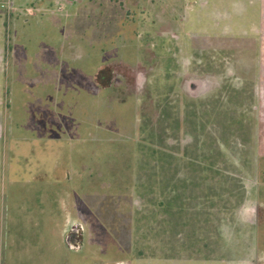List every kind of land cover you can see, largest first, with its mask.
I'll list each match as a JSON object with an SVG mask.
<instances>
[{
	"label": "rangeland",
	"instance_id": "1",
	"mask_svg": "<svg viewBox=\"0 0 264 264\" xmlns=\"http://www.w3.org/2000/svg\"><path fill=\"white\" fill-rule=\"evenodd\" d=\"M193 1L158 35L142 0H0V264H264V0L234 26ZM143 44L142 91L94 84Z\"/></svg>",
	"mask_w": 264,
	"mask_h": 264
},
{
	"label": "flooded vegetation",
	"instance_id": "2",
	"mask_svg": "<svg viewBox=\"0 0 264 264\" xmlns=\"http://www.w3.org/2000/svg\"><path fill=\"white\" fill-rule=\"evenodd\" d=\"M91 1L92 0H45L47 4H52L54 6L48 8L51 12V15H60L61 12L65 11L64 4L74 6ZM190 1L191 0H142V2H144L145 9L153 8V13H155L156 20L154 19L152 23L156 22L158 29L155 31V33L157 32L158 35H162L163 29L165 32V29L178 27L181 23L183 24L184 22H187L185 13L186 11H189L191 7L189 4ZM193 2L199 3V7L201 8L206 7V16L209 17L211 14V16L214 17L213 23L216 26L222 25V21L225 18H227L229 24H232V26L236 25L237 21L234 24L232 23L233 14L236 15L234 16L235 18H240L243 15L246 16L247 14L252 13L254 6H257L258 4V0H194ZM10 8L12 10L11 5ZM219 8H224L225 10H221ZM156 53L157 52L150 50L149 44H143L139 47L138 52L135 50L131 61L127 64L121 63V60L119 59L117 60L118 62L101 66L98 71L94 73V84L102 87H114V82L119 80L121 84L117 85L118 92L113 91V94L115 93L119 101H124V97L120 96L119 92H121L123 95L128 92L131 96V90H134L133 92H140L143 90L146 85V76L148 75L149 71L152 70V66H147L145 63H143V59L144 61H150L156 56ZM184 81L188 95L192 98H195L204 92L205 85L206 92L208 90V82L206 80L190 77V79ZM259 189L260 188L258 186L255 194L262 195V193L259 192ZM1 203H3L2 196L0 199V206ZM259 209L261 211H257V208L254 209L256 210V220L251 222V226L253 227L251 233L254 237V241L256 242V246L258 245L259 225L261 222H263L262 220H264V200L260 203ZM81 223L82 222H80L78 219H71L64 231L65 242L67 246L73 251H79L82 249V244L84 242V228ZM258 246L257 248H259Z\"/></svg>",
	"mask_w": 264,
	"mask_h": 264
},
{
	"label": "crops",
	"instance_id": "3",
	"mask_svg": "<svg viewBox=\"0 0 264 264\" xmlns=\"http://www.w3.org/2000/svg\"><path fill=\"white\" fill-rule=\"evenodd\" d=\"M47 18L50 20V22H51V20H52L54 23H56V22L59 23V21H60V18L57 17V16H55V15H49V16H47ZM51 23H52V22H51ZM58 23H57V24H58ZM34 172H35V173H36V172L39 173V171H34ZM36 178H39V179L41 180V178L38 177V175H36L34 179H36Z\"/></svg>",
	"mask_w": 264,
	"mask_h": 264
},
{
	"label": "built area",
	"instance_id": "4",
	"mask_svg": "<svg viewBox=\"0 0 264 264\" xmlns=\"http://www.w3.org/2000/svg\"><path fill=\"white\" fill-rule=\"evenodd\" d=\"M30 12V9H27Z\"/></svg>",
	"mask_w": 264,
	"mask_h": 264
}]
</instances>
